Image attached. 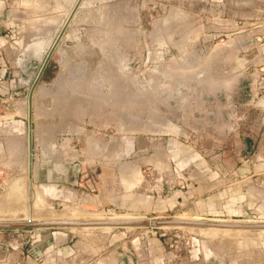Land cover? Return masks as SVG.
<instances>
[{"label": "rangeland", "instance_id": "374dc122", "mask_svg": "<svg viewBox=\"0 0 264 264\" xmlns=\"http://www.w3.org/2000/svg\"><path fill=\"white\" fill-rule=\"evenodd\" d=\"M78 3L33 90L29 178L27 94L49 43L41 35L60 29ZM0 8L26 31L19 46L2 45L12 81L0 80V196L26 174V204L11 212L2 198L0 221L31 219L33 191L51 183L44 201L84 214L75 219L264 222V174L249 171L263 161L264 140H245L264 132V0H3ZM217 108L232 126L224 141L206 125L220 119ZM152 133L155 147L138 148L136 137ZM206 175L217 182L209 200L169 208L168 192ZM99 194L102 204L90 199ZM261 230L0 229V264H264Z\"/></svg>", "mask_w": 264, "mask_h": 264}, {"label": "crops", "instance_id": "0c3cea01", "mask_svg": "<svg viewBox=\"0 0 264 264\" xmlns=\"http://www.w3.org/2000/svg\"><path fill=\"white\" fill-rule=\"evenodd\" d=\"M19 1H24V0H19ZM3 0H0V4H2ZM7 13H5V9L0 8V80H2L3 82H11L12 79H7L6 78V66H5V59L4 56L2 54L1 48L2 45H4L6 42L12 45H20V43L23 41V34L26 32L25 31V27L21 24V21H14V19H8L7 18ZM59 30V29H58ZM58 30L53 31L54 33H52V35H48V30L46 29L44 31V33L42 32L41 35V43H47L48 41L51 40V38L53 37V34H55ZM62 38V36H61ZM61 38L59 41H61ZM44 41V42H43ZM251 45V44H250ZM22 53L17 52L13 57H14V61L15 63L19 62L20 60H23V58L21 57ZM52 58V56L50 57V59ZM6 89V88H4ZM4 89H0L1 92H4ZM263 99H260L259 101H262ZM216 114L217 117H219L220 119L217 120H211V121H206V125L208 127H212L214 129L217 130V140L220 138L222 141H224V139L226 138V135L228 133H230L232 126L231 123L228 122L226 119H224L222 116H224V110L221 108H217L216 109ZM222 117V118H221ZM242 120V119H241ZM241 120L237 121L236 126H239V132L237 133L238 137H241L242 133H243V122H241ZM226 130V131H225ZM225 131V133H224ZM223 134H221V133ZM214 139V138H213ZM246 142L248 144H260L263 140H264V132H260V133H256L254 135V137L252 138V140L250 138H245ZM158 141V138L156 137V135L154 133L149 134V135H144L143 137H136V142H137V146L138 148H140V146H142L143 148H145L146 144H152L153 147H155L156 143ZM171 141H173V143H175L176 141L174 139H171ZM208 143V141H207ZM256 155V154H255ZM257 156H259V158L263 159L262 162L259 163H254L252 165V169L253 170H249L251 174L255 175V173H258V171H262V174H264V154H258ZM3 157V156H0ZM256 160V159H255ZM0 172L3 171V169L7 166L6 163H4V159L0 160ZM48 165H53V164H48ZM47 166V165H46ZM43 166H41V168H37L36 170V174L39 175L40 170H43ZM48 169V168H47ZM49 170V169H48ZM33 171H34V167H33ZM25 172V171H24ZM73 171H71V169H68L67 172H65L64 174V178H67L69 173H72ZM220 174L222 176L225 175V171L220 172ZM250 174V175H251ZM24 175V174H23ZM22 175V176H23ZM26 175V174H25ZM219 176V174H218ZM201 178L199 180H195L194 182H191L190 184L187 185V189L185 191L182 190H177L175 192H168L167 193V197L164 198V200L169 201V208L175 207L177 205H184L187 202H191L193 203L194 200L196 203H198L199 199L201 202H204V200H209V198H211V188L217 183L213 184L214 182H210L209 176H200ZM203 177V178H202ZM63 178V180L66 182L67 180H65ZM50 184V185H49ZM40 189H41V194L43 193H51V190L54 189L53 186L51 185V183L48 184H42L40 185ZM88 197V195H86ZM96 198H92L90 197V199H93V201L96 202V204L100 203L102 204L104 202V197L100 196V194L98 196H95Z\"/></svg>", "mask_w": 264, "mask_h": 264}, {"label": "water", "instance_id": "95a60500", "mask_svg": "<svg viewBox=\"0 0 264 264\" xmlns=\"http://www.w3.org/2000/svg\"><path fill=\"white\" fill-rule=\"evenodd\" d=\"M78 2V0H77ZM79 3L76 4L65 22L61 25L60 29L54 34L49 43L46 45L45 56L41 61L38 69L27 94V168L28 177L32 176V128H31V108H32V95L33 90L38 82V79L43 71V68L49 61L56 45L58 44L64 29L70 18L76 12ZM22 61V60H21ZM193 226V227H215V228H231V229H264V222H219L210 220H197V219H161V218H89V219H26V220H8L0 221V229H17L33 226H70V227H88V226Z\"/></svg>", "mask_w": 264, "mask_h": 264}, {"label": "bare ground", "instance_id": "6f19581e", "mask_svg": "<svg viewBox=\"0 0 264 264\" xmlns=\"http://www.w3.org/2000/svg\"><path fill=\"white\" fill-rule=\"evenodd\" d=\"M179 15V14H178ZM179 18V17H178ZM239 67V66H238ZM234 68V67H233ZM25 175V174H24ZM12 178V177H11ZM10 178V179H11ZM9 179V180H10ZM8 180V179H7ZM7 189L6 190V193H5V197H1L0 196V200H3V202H5V200H12V203L11 204H7L5 206H7V209L10 208V206L12 207V210L14 209L13 206L16 207V209H22L23 208V204L26 202L25 200H23V192L26 193V189L25 191H23L24 189V185H25V176H20V177H17L16 178H12V180H10V182L7 183ZM131 185V184H130ZM128 186V184H127ZM5 187V186H4ZM26 188V186H25ZM4 192V191H3ZM2 195V194H1ZM3 196V195H2ZM23 196V197H22ZM26 197V196H25ZM24 197V198H25ZM3 198V199H2ZM7 201V202H11V201ZM23 201H25L23 203ZM6 202V203H7ZM2 203V202H1ZM0 203V204H1ZM12 204H14L12 206ZM26 204V203H25ZM25 207L27 208V206L25 205L24 206V209ZM2 208V206H1ZM0 208V220H1V211L5 212V210L2 208ZM11 209V208H10ZM29 209L31 210L32 214L30 213V216H31V219H39V220H47V219H63V218H79L80 216L79 215H84L82 214L81 211L79 210H76V209H72V211L70 212V215L66 214V211L65 210H62V211H59V212H56L54 210H52V207L50 205H48L44 199H43V196L41 194V192H34L32 193V198H31V202H30V205H29ZM8 211V210H7ZM27 211V209H26ZM11 212H15V209L14 211H11ZM10 212V213H11ZM84 213V212H83ZM96 214V213H95ZM90 215L91 217H84V218H132V216H119L118 214L117 215H113L112 217L108 216V217H101V215ZM86 215V214H85ZM14 216V215H13ZM10 218V220L12 219V217ZM73 216H79V217H73ZM81 216V217H82ZM9 217V216H8ZM135 217V216H133ZM140 217V216H139ZM14 219H16V217L14 216L13 217ZM18 218V217H17ZM26 217H24V219H19L18 220H25ZM83 218V217H82ZM5 219V218H3ZM8 219V218H7ZM81 219V218H80ZM185 219V218H184ZM188 219V218H187ZM6 220V219H5ZM9 220V219H8ZM72 228V227H71ZM221 231V230H220ZM227 231V230H226ZM225 231V232H226ZM237 231V230H236ZM234 231V232H236ZM243 231V230H242ZM212 232V230L210 231ZM215 232H218V231H215ZM222 232V231H221ZM232 232V231H231ZM246 232V231H245ZM260 232L264 233V229L261 230ZM213 233H214V230H213ZM224 233V231H223ZM204 234V233H203ZM206 234V233H205ZM234 235V234H233ZM218 236V235H217ZM207 237V236H206ZM213 238V237H212Z\"/></svg>", "mask_w": 264, "mask_h": 264}, {"label": "built area", "instance_id": "2783aa9c", "mask_svg": "<svg viewBox=\"0 0 264 264\" xmlns=\"http://www.w3.org/2000/svg\"><path fill=\"white\" fill-rule=\"evenodd\" d=\"M262 12H264V10H262Z\"/></svg>", "mask_w": 264, "mask_h": 264}]
</instances>
